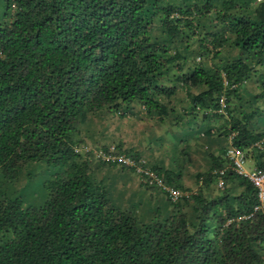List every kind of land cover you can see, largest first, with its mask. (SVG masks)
I'll return each mask as SVG.
<instances>
[{
  "label": "trees",
  "instance_id": "1",
  "mask_svg": "<svg viewBox=\"0 0 264 264\" xmlns=\"http://www.w3.org/2000/svg\"><path fill=\"white\" fill-rule=\"evenodd\" d=\"M4 7L0 175L16 178L35 160L54 170L42 181L41 203L0 197V264H264V207L235 220L251 211L255 189L232 172L222 189L213 184L223 154H209L192 189L179 171L148 163L165 182L193 191L140 211L139 203L121 205L96 176L103 165L127 167L74 151L87 144L81 125L101 109L123 116L137 103L161 120L176 113L179 95L188 112L207 116L222 91L227 117L214 131L234 130L231 142L244 148L264 137V127L251 126L255 110L236 114L231 103L243 92L263 94L247 81L264 87V0H4ZM224 46L237 52L221 59ZM251 156L260 163L258 151Z\"/></svg>",
  "mask_w": 264,
  "mask_h": 264
},
{
  "label": "rangeland",
  "instance_id": "2",
  "mask_svg": "<svg viewBox=\"0 0 264 264\" xmlns=\"http://www.w3.org/2000/svg\"><path fill=\"white\" fill-rule=\"evenodd\" d=\"M4 10V0H0V19L3 16ZM194 43L195 41H192L190 44L193 45ZM221 51L222 52L219 54V57L221 59H224L229 58L232 55L234 56L237 52V49L224 46L223 48H221ZM254 84L255 83H253L252 81H247V89L255 93L262 92V96L258 95L253 98L246 97V93L243 92L242 98L239 101H234L233 99H231V103L237 102V104H239L237 111L242 109H254V122L251 126L254 127V129H261L264 127V87L261 86L260 83L256 84V86ZM179 98V95L176 96L174 100L175 105H186L185 98ZM247 98H249L248 101H246ZM237 111L236 114H240V111ZM91 118L94 124H96L97 126L91 128L90 132H94L95 130L94 135H97L99 139L105 140L109 139L110 137L113 138L115 136H122L125 139H129V141L132 142L135 146H137L138 144L143 146L144 150H140V153L146 160H172L171 163L173 165H182L183 161H187V155L190 156L192 160L195 159L191 154V151L194 150V146L190 144V142L193 140L190 139L191 135H189V129H187L186 127H182L181 125H178L176 127L171 125H162V123H158L157 120H155L153 117L145 119L146 123H149L153 120L156 121L151 122V125H138L137 123L130 125L126 122L116 123L117 119L121 117H118L110 108L99 110V112L95 115H92ZM88 122L89 121L81 125V131H85ZM176 133L179 134L181 138H178L176 136ZM193 142L195 144L199 142H207V138L200 137L195 139ZM197 160L199 161V159ZM247 163L248 162H245V165H247ZM124 169L130 170L132 174H135L131 169ZM53 170V166L46 164L44 161L35 160L28 162L25 168V173L17 176L16 178H5L0 175V197L17 196L21 199L24 205H35L41 203L45 196V191L42 187V181ZM26 175L28 176L27 178H25ZM115 175V173L111 174L109 172L102 173V179L109 187V190L116 201L122 203L121 205H123V203L130 202L127 200L125 201L120 193H129V195H132L133 197L138 196L129 183L122 184V191L113 188L115 184ZM130 191H132V193ZM124 195L125 194H123V196ZM140 201L143 202L144 199L142 198ZM132 204L137 203L135 201H132ZM137 207L140 208V205L137 204Z\"/></svg>",
  "mask_w": 264,
  "mask_h": 264
},
{
  "label": "crops",
  "instance_id": "3",
  "mask_svg": "<svg viewBox=\"0 0 264 264\" xmlns=\"http://www.w3.org/2000/svg\"><path fill=\"white\" fill-rule=\"evenodd\" d=\"M187 108L188 107L185 105H175L174 110L176 111V113L171 112L169 115L159 120L155 117L154 114L148 115L142 105L132 103L129 106V109L125 111L123 116H118L121 118H118L116 123L126 122L130 125L134 123H137L138 125H151V122H153L154 120L146 123L145 119L153 117L155 120H157L158 123H162V125H171L175 127L181 125L182 127H186L187 129H189V135H191L190 139H192L193 141L200 137L207 138V142H199L197 144H195L193 141L190 142V144L194 146V150L191 151V154L195 159L192 160L190 156L187 155V161H183L182 165H173L171 163L172 160L164 161L159 159L157 161H154L147 159V161L145 159L147 162H150V164L159 165L163 169L167 168L175 172L179 171L182 184L192 189L196 184L194 173L197 171L205 170L209 166L211 160V157L209 155L210 153L213 156L222 155L224 148L229 143V139L227 138V134H221L218 133V131H214V128L222 123L223 118L227 117V114H219L218 116L217 113L215 114L213 111H209L207 116H203L200 110H195L193 113L192 111L188 112ZM88 121L89 122L87 127L85 128V131L81 132L82 137H84L83 141L85 143L92 146V144L101 145L110 142H118L121 147L125 149L127 148L133 151L135 154L142 156L140 153V150H144L142 145L136 144L137 146H135L132 142L129 141V139H125L122 136H115L113 138L110 137L109 139L101 140L97 137V135H94V129V132H90V129L96 127L97 125L94 124L92 118H89ZM176 136L178 138H181V136L177 133ZM197 159H199V161ZM129 171L130 170L127 169H121L118 166L103 165L98 169L96 176L101 177L102 173L104 172H109L111 174L115 173V184L113 188L121 191L122 184L129 183L133 187L134 192H136V194L140 198L138 196L133 197L132 195H129V193H120V195L125 199V201H135L136 203H139L140 211H143L145 209L147 210L146 206L148 205L157 204L160 203L161 200H165V196L161 192H157L154 188H145L140 184L138 178L135 177L136 175L132 174L131 171L129 173ZM130 192L132 193V191ZM123 194L125 195L123 196ZM142 198L144 199L143 202L140 201Z\"/></svg>",
  "mask_w": 264,
  "mask_h": 264
},
{
  "label": "built area",
  "instance_id": "4",
  "mask_svg": "<svg viewBox=\"0 0 264 264\" xmlns=\"http://www.w3.org/2000/svg\"><path fill=\"white\" fill-rule=\"evenodd\" d=\"M15 12L14 3H11L9 8V16L7 21L10 22ZM223 89L229 87L227 81L223 78ZM227 94L222 91L217 97L218 106L213 109L218 114L225 115V106L227 103ZM236 134L234 130L227 134L229 143L224 148L223 158L225 162L222 166L214 168L212 173L215 176L214 184L218 188H223L224 174L232 172L239 176L246 178L254 187L256 195V203L252 205L250 212L239 214L235 220L246 218L252 213L264 207V137L254 139L246 148L235 145L231 142L233 136ZM258 151L260 156V163L257 164L253 161L251 150ZM74 151L82 154L91 152L93 156L99 160L107 163H115L131 169L138 180L149 186H154L162 191L169 201L175 202L180 198L188 197L193 190L188 188H181L165 182L162 174L156 172L145 160L143 156L133 155L125 151L122 147L116 146L114 143H107L105 146L92 147L87 144H77L74 146ZM245 162H248L245 165ZM229 219L226 220V222Z\"/></svg>",
  "mask_w": 264,
  "mask_h": 264
}]
</instances>
